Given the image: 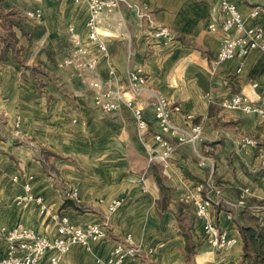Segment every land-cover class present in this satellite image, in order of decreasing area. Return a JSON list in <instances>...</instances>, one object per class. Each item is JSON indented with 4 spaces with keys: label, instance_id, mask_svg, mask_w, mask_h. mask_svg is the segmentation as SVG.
<instances>
[{
    "label": "crops",
    "instance_id": "0c3cea01",
    "mask_svg": "<svg viewBox=\"0 0 264 264\" xmlns=\"http://www.w3.org/2000/svg\"><path fill=\"white\" fill-rule=\"evenodd\" d=\"M232 1L248 24L251 11L264 7V0ZM0 11L42 14L39 21L27 19L25 33L16 29L25 67L0 59V228L22 224L53 238L60 216L74 224H108L107 239L89 250L73 246L61 264H108L114 246L129 235L139 255L128 264H247L239 226L246 210L264 220V147L259 148L264 118L225 110L221 103L253 82L264 90V52L256 49L243 59L209 67L224 36L208 30L211 22L223 19L217 0L122 1L113 23L121 19L124 28L105 32L107 53L90 48L98 58L99 79L120 93L115 112L104 111L90 80L65 64L69 27L86 41L89 10L84 0H0ZM260 22L264 25V18ZM161 26L172 30L175 44L152 39ZM139 68L148 76L138 99L146 131L124 103L129 75ZM158 98L172 104V121L180 133L200 126L203 137L202 142L180 144L165 136L172 146L163 164L173 190L167 210L160 208L158 185L148 173L162 151L155 141L160 129L153 104ZM248 138L257 144L243 147ZM72 189L78 190L79 201L66 197ZM246 189V206H239ZM197 195L213 199L210 220L238 237L239 245L222 253L212 248L191 220ZM118 199L123 205L110 212ZM180 203L195 243L191 260L177 217ZM7 251L2 243L0 259ZM51 256L48 252L42 264H51Z\"/></svg>",
    "mask_w": 264,
    "mask_h": 264
},
{
    "label": "built area",
    "instance_id": "2783aa9c",
    "mask_svg": "<svg viewBox=\"0 0 264 264\" xmlns=\"http://www.w3.org/2000/svg\"><path fill=\"white\" fill-rule=\"evenodd\" d=\"M79 1L76 0V2ZM84 1L89 10V18L85 26L86 41L73 27H69L70 55L65 60V64L78 69L90 80V88L97 92V103L104 111L115 112L120 108V93L112 84L99 79L97 75L98 58L91 53L90 48L94 46L97 54L107 53V38L109 36L105 32H109L114 26H117L118 29L124 28L121 19L115 24L113 23L116 16L119 15L123 0ZM217 2L223 19L220 23L211 22L208 25V30L213 33L222 31L224 36L217 56L209 61V67L213 70L219 63L243 59L256 49L264 52V25L260 22V19L264 18V7L257 6L251 11L250 20L252 23L248 24V20L232 0H217ZM26 16L28 19L36 21L42 18L40 11L28 12ZM151 37L164 45H172L176 42L175 34L168 27H156ZM147 81L148 76L142 68L131 72L128 96L124 98L125 105L133 110L134 118L141 131L147 130L148 122L138 99L143 93ZM261 89L258 82H253L247 89L223 100L221 105L228 111H242L264 118V90ZM153 108L155 120L160 129V132L155 135L156 143L162 148L157 157L160 161L166 162L172 151L170 141L165 136L172 137L180 144L203 141L200 126H191L190 131L180 133L172 121V104L165 98H158L153 104ZM15 134L17 135V132ZM256 144L254 139L248 138L244 140L243 147ZM25 189L30 191L28 184L25 185ZM248 195L249 190H244L238 202L239 206H246ZM66 197L79 201L78 190L68 191ZM38 202L41 203V200L38 199ZM213 204L212 198L197 195L193 202L194 219L195 224L202 229L205 239L212 248L216 252L222 253L239 245L240 239L230 236L227 230L221 229L210 220V208ZM122 205L123 200H115L110 204L109 211L115 212ZM41 211H46L45 206L41 205ZM57 220V233L53 238L45 237L22 224L10 230L0 228V245L7 243L8 246L7 254L0 259V264H42V260L48 252H53V256L50 258L51 264H61L63 257L73 246L79 245L89 250L93 244L108 238L107 223L74 224L66 216L57 217ZM138 255L139 248L134 244L132 236L129 235L125 242L117 243L114 246L108 264H128V260H134ZM224 264L232 263L225 262Z\"/></svg>",
    "mask_w": 264,
    "mask_h": 264
},
{
    "label": "trees",
    "instance_id": "16d2710c",
    "mask_svg": "<svg viewBox=\"0 0 264 264\" xmlns=\"http://www.w3.org/2000/svg\"><path fill=\"white\" fill-rule=\"evenodd\" d=\"M27 16L16 11H0V52L2 61L13 59L17 64L24 65L21 58L22 48L18 46L19 39L16 29L26 32L25 22ZM11 54V57H10ZM259 148L264 147V140L260 141ZM164 165L154 162L150 165L148 173L153 175L160 191L159 205L167 210L172 203V188L166 184L163 174ZM178 221L182 224V235L186 239V257L191 260L195 254V243L189 226H186L187 215L183 205H178ZM242 218L244 224L239 226L241 242L243 244V260L247 264H264V220H259L250 211L246 210Z\"/></svg>",
    "mask_w": 264,
    "mask_h": 264
},
{
    "label": "rangeland",
    "instance_id": "374dc122",
    "mask_svg": "<svg viewBox=\"0 0 264 264\" xmlns=\"http://www.w3.org/2000/svg\"><path fill=\"white\" fill-rule=\"evenodd\" d=\"M217 4H218V2H217ZM218 8H219V11H220V7H219V4H218ZM168 161V160H167ZM167 161L166 162H163V161H158V162H160V163H162V164H165V163H167ZM44 169H46V167H44ZM191 220L195 223V219H194V216H193V218H191ZM185 224H187L186 226H189L190 225V220H187V223H185ZM108 237H109V231H108ZM121 243V242H120Z\"/></svg>",
    "mask_w": 264,
    "mask_h": 264
}]
</instances>
